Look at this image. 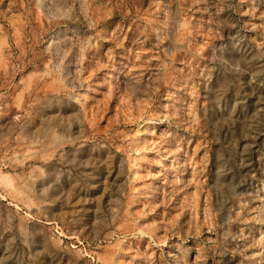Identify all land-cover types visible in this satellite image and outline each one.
I'll return each instance as SVG.
<instances>
[{
	"label": "rangeland",
	"instance_id": "374dc122",
	"mask_svg": "<svg viewBox=\"0 0 264 264\" xmlns=\"http://www.w3.org/2000/svg\"><path fill=\"white\" fill-rule=\"evenodd\" d=\"M0 264H264V0H0Z\"/></svg>",
	"mask_w": 264,
	"mask_h": 264
}]
</instances>
